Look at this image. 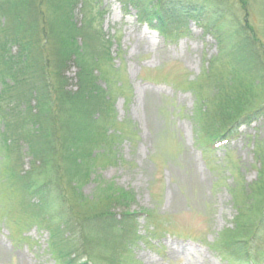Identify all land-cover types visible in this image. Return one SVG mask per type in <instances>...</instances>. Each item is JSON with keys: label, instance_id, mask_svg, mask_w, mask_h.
Masks as SVG:
<instances>
[{"label": "trees", "instance_id": "16d2710c", "mask_svg": "<svg viewBox=\"0 0 264 264\" xmlns=\"http://www.w3.org/2000/svg\"><path fill=\"white\" fill-rule=\"evenodd\" d=\"M118 1L165 42L188 37L191 23L215 41L217 55L188 83L195 108L188 119L193 146L205 159L226 151L259 113L252 105L256 83L264 84V44L232 13L231 0ZM237 1L246 9L248 1ZM98 2L0 0V186L6 179L18 185L23 212L48 233L49 251L60 264H120L115 252L142 240L137 223L151 219L147 211H129L128 193L82 200L84 185L97 180L96 164H111L128 140L114 109L123 87H113L119 69L111 42L93 26ZM78 4L84 13L79 26L73 20ZM71 63L78 68L75 91L65 77ZM261 162L256 188L233 192V228L210 245L223 264H264V154ZM112 202L120 215L110 213Z\"/></svg>", "mask_w": 264, "mask_h": 264}, {"label": "rangeland", "instance_id": "374dc122", "mask_svg": "<svg viewBox=\"0 0 264 264\" xmlns=\"http://www.w3.org/2000/svg\"><path fill=\"white\" fill-rule=\"evenodd\" d=\"M246 1L242 9L237 0H231L232 13L264 44V1ZM80 7L73 13L77 26L84 19ZM94 8L97 22L93 26L110 40L113 65L119 69L113 87L123 88L115 92L114 109L118 122L122 121L117 126L128 140L120 141V154L116 150L111 164L106 159L96 164L97 180L84 185L82 200L128 193L131 213L151 214L150 220L141 218L137 223V235L145 237L128 252H115L120 264H223L210 245L219 233L234 226L233 192L256 188L264 154V84L256 83L252 109L259 113L253 123L241 127L226 151L220 149L207 160L193 146L188 117L195 108L188 83L201 77L217 55L215 41L191 23L188 37L168 43L140 25L135 10H124L118 0H99ZM77 73L74 63L65 72L73 91ZM99 85L105 88L103 82ZM28 162L24 160V171ZM238 197L240 202L242 196ZM20 199L18 185L6 179L5 186H0V264H60L49 251L48 233L23 212ZM118 206L111 204L114 216L121 214ZM102 257L95 255L97 261Z\"/></svg>", "mask_w": 264, "mask_h": 264}]
</instances>
